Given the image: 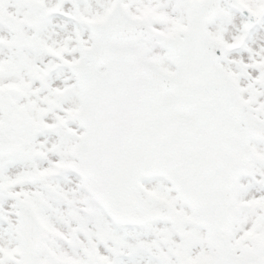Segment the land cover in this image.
<instances>
[{"label": "snow or ice", "instance_id": "snow-or-ice-1", "mask_svg": "<svg viewBox=\"0 0 264 264\" xmlns=\"http://www.w3.org/2000/svg\"><path fill=\"white\" fill-rule=\"evenodd\" d=\"M0 264H264V0H0Z\"/></svg>", "mask_w": 264, "mask_h": 264}]
</instances>
